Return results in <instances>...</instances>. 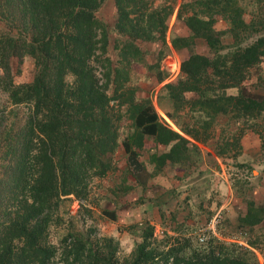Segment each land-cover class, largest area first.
<instances>
[{
  "label": "trees",
  "instance_id": "obj_1",
  "mask_svg": "<svg viewBox=\"0 0 264 264\" xmlns=\"http://www.w3.org/2000/svg\"><path fill=\"white\" fill-rule=\"evenodd\" d=\"M101 1L0 0V92H6L10 103L25 106L10 123L0 115V264H59L58 260L66 264H259L250 250L239 246L235 251L230 243L214 241L216 237L209 229L201 233L202 239L188 234L173 237L161 230L175 241H170L166 249H146L152 223L145 217L140 222L144 224L140 241L122 261L107 244L93 247L86 237H79L80 232L76 235L67 230L60 241L68 237L72 241L60 246L48 239L52 217L54 221L60 218L54 215H58L62 202L70 199L67 195L77 202L85 200L93 182L114 169L112 151L124 119L122 113L135 127L121 141L133 171L141 170L142 163L130 147L131 140L140 147L142 136L149 134L155 142L167 146L159 153L148 154L154 162L149 176L166 162L177 163L186 171L197 168L200 152L195 142H209L219 156L226 155L224 147L216 151L217 144L209 140L207 128L212 119L177 124L171 106L178 109L182 99L190 112L207 118L228 114L236 121L245 120L238 136L253 133L258 138L260 156L264 154V94L254 96L237 88L249 68L264 57V31L256 27L258 21H245L235 0H222V7L216 1L229 23L226 29L216 30L206 19L186 17L192 36L201 37L212 54L190 50L180 59L177 79L164 84V95L171 105L165 112L174 119V130L158 121L149 97L142 98L143 102L136 100L128 84L130 73L135 71L132 64L145 62L138 60L144 54L139 40H164V19L170 8L148 9L146 0H112V29L118 37L110 38V42L107 24L95 15ZM256 3L264 12V0ZM161 11L163 16L159 15ZM225 31L233 39L229 45L220 40ZM247 35L250 39L243 41ZM170 41L174 47L189 44L182 37ZM109 42L113 53L108 52ZM25 57L32 62V73L26 81L15 80ZM146 67L154 70L157 79L164 78L157 63ZM229 87L237 89L227 92ZM237 152L238 147L229 157ZM242 162L235 160L234 164L239 168ZM231 186L233 196H239L240 190L235 192V187L240 189V185L235 179ZM248 186L252 187L249 182ZM202 197L198 191L192 202L199 205ZM246 198L245 211L239 217L242 224L238 226L251 231L262 219L264 205L260 202L254 207L249 191ZM188 207L185 200L183 223H166L176 234L189 223ZM170 219H175L174 213ZM205 222L193 217V230ZM219 223V219L214 223L218 231ZM187 227L190 229L189 224ZM248 244L258 249L253 239ZM261 246L263 250L258 251L264 259V244Z\"/></svg>",
  "mask_w": 264,
  "mask_h": 264
},
{
  "label": "rangeland",
  "instance_id": "obj_2",
  "mask_svg": "<svg viewBox=\"0 0 264 264\" xmlns=\"http://www.w3.org/2000/svg\"><path fill=\"white\" fill-rule=\"evenodd\" d=\"M216 1L217 0H146L148 9L160 7L161 10L170 8V11L164 19L165 28L163 41L139 40L140 44L144 48V54L141 58L139 57L138 60H144L145 62L144 64L135 62L132 65L135 64V70L138 68L146 69L144 74L147 79H144L138 83L134 73H130L128 84L134 91V97L136 100L143 102L142 98L148 99L149 97L151 103L154 102L153 104L156 105L159 114L162 113V111L165 112L162 107L163 104L168 105V99L164 95L166 93L164 84L168 81L164 80L163 78L160 80L157 79L154 70L152 68L147 69L146 67L148 63H157L158 69H160L159 63L162 57V52H167L171 48L177 54L179 59L186 55L190 50L205 53L208 56L212 54L211 50L207 47L201 37L192 36L193 32L185 20L186 17L192 15L199 17L202 20H208L210 25L216 30L226 29L229 23L224 17V14L218 10ZM235 1L242 8V18L245 21H258L256 27H263L261 31H264V12L262 11V7L261 11L257 9L256 2L258 0ZM218 3L221 6L222 0H218ZM225 13L227 14V12ZM95 15L107 24L109 40L110 38L112 39L118 37L116 32L112 29V24L115 18V10L112 0H102L99 7L95 10ZM159 15L163 16L164 14L161 11ZM260 22L262 25L259 24ZM243 35L246 36L245 33H243ZM172 37L185 38L189 44L186 46L182 45L174 47L170 41ZM248 39H250V36L244 38L243 41H247ZM220 40L223 44L229 45L233 39H231L229 32L225 31L220 36ZM110 42L107 45L108 52L113 53ZM32 68L33 65L31 60L27 57L23 58L20 71L17 73L15 80H28L30 74L32 73ZM237 88L241 92L245 91L246 93L253 94L254 96L264 94V57L261 59L258 65L251 66L249 68L247 75L240 81V83L237 85ZM237 88L229 87L226 89V91L233 92ZM0 96H2L4 99L0 101V115L2 116L3 114L4 120L6 119V121L10 123L16 116L21 115V111L25 108V106L23 104L14 105L10 103L9 100H6L8 98L5 91L0 92ZM157 98H159L158 102L160 104L157 103ZM182 103L183 104L175 110H173L172 106L170 105L173 118L176 119L177 124H189L192 122L198 124L203 119L206 121H211L212 119L213 121H211V125L207 128V131L210 133L209 140H212L217 144L216 151L222 150L224 147L223 150L226 154L224 156V162L230 161V153H232V150L236 152L238 147V152L235 155V159L245 162L239 164V170L234 169L233 171H235L238 175V178H235V184L240 185V189L235 187V192L240 190L238 194H240L241 197L237 194L231 196V191L230 188L227 187L228 182L226 180L223 187L219 186V191L213 190V188H210L208 191H203V197L199 202V205L192 202L191 207H188L190 209L191 216L190 219L188 217L190 221L187 224L190 225V229H188L187 224H184L179 228V232L176 234L174 233L175 230L171 229L167 224H165L164 227H159L152 223L150 224L151 233L150 235L148 234L146 236V240L148 241L146 249H166L167 246H169V242L172 240L175 241V238H167L165 234L172 235L173 237H179L182 234H188L192 237L201 235L202 232H204L206 229H209L208 224L211 220L218 222L219 219V227L221 229L218 231L217 228H215L214 232L209 229L211 234L216 237L214 241L217 242L223 240L225 243H230L229 247L235 251L239 249V246H242L253 253L259 264H264V259L258 251L259 249H262L261 244H264V230H260V228H258L259 223L257 224V228L253 227L254 230L251 231L242 228L241 225L238 226L239 224H242V221H239V217L244 213L245 205H247V192L249 191L250 195L254 198L256 205L254 207L256 208L261 202V199L264 197V186L259 182V180L261 181L260 175L264 171V154L261 156L259 154L257 136L256 140L252 139L247 143H244L245 141L242 140L238 145V131L243 127L245 120L236 121L234 117L228 114L207 118L200 113L190 112L184 103V99H182ZM122 115L124 116L125 124L128 127V119L123 113ZM189 115H192V117L190 118ZM168 118L174 123L173 118L169 116ZM258 119L259 118L256 120ZM243 136L244 135L240 137ZM144 142L147 145H151V141L148 139H145ZM121 160H123L122 157H118V163L116 162L117 166H115V168H119L122 173H128V170L124 167L123 161ZM110 171H108L107 174H110ZM231 171V168H229L228 174L231 175ZM248 171H250V173L253 175L256 171L258 172V175L253 177V181L256 182V187L252 186L250 188V186H248V181H250ZM92 185L93 187L95 185L94 188L91 187V189H95V194L92 195V192L89 191L87 193L86 199L81 202H77V199L71 194L67 195L70 197V199L64 200L58 210V215H54L60 216V218L57 221H54L52 217L48 228V239L55 242L57 246H60L63 242L69 243L72 241L70 237L66 238L65 241H60L61 235L67 230L73 231L76 233V235L78 232H80V236H78L81 238L86 237L91 242L93 247L96 244H98L99 247H103L104 244H107V248L112 249L114 256L117 257L118 261H122L123 258H128L129 255L135 250L134 248L136 246V242L140 241L142 237L141 229H143L144 224H140V222L144 220V214L139 213L130 223L123 221V219L117 218L118 207L113 204L112 200L107 199L108 196L106 198L103 197L104 193L100 194L96 191L99 186L102 187L100 180L96 181L95 183L93 182ZM206 202L207 204H205ZM203 204L205 205L202 206ZM219 204L221 205L219 206ZM193 217L195 220L206 219V222L204 225L198 226L195 230H193V227H195L193 223ZM167 223L170 224V222ZM161 230H166L167 232L164 234ZM253 236H255V238H252ZM165 239L168 241L165 242ZM250 239H253V241L258 243V249L248 244ZM178 241L183 242L180 238H178ZM197 241L200 240L198 239ZM189 242L194 243L193 241ZM184 248H187V246L185 245ZM60 250L61 249H59L58 256L61 257L62 252H60ZM67 257L70 259L71 255H68ZM58 261H61L59 264H66V262L63 260Z\"/></svg>",
  "mask_w": 264,
  "mask_h": 264
},
{
  "label": "crops",
  "instance_id": "obj_3",
  "mask_svg": "<svg viewBox=\"0 0 264 264\" xmlns=\"http://www.w3.org/2000/svg\"><path fill=\"white\" fill-rule=\"evenodd\" d=\"M144 71H146V69L138 68L132 72L138 83L147 79ZM162 108L164 111H169L170 105L163 104ZM162 114L168 118L165 112L162 111ZM157 115L158 121L163 123V118L158 111ZM130 122L131 120H128L129 126L127 127L124 119L120 121V126L118 128L119 134L116 140L117 144L112 151L113 164L117 166L116 162L118 163V157H122L123 160L121 161H123V165L128 170V173H122L119 168L117 169L114 167V169L110 171V174L100 179L102 187L99 186L96 190L100 194L104 193L103 197L106 198L108 196L107 199L112 200L113 204L118 207L117 218L130 223L139 213H142L149 223H154L159 227H164L167 222H170L171 225H176L179 220L181 223L185 221V219L181 217V215L186 212L184 208L185 200L188 201L191 207L192 199L195 198V194L198 191L203 192L202 189L208 191L210 188L219 191V186L223 187L226 180L228 182L227 187L230 188L231 196H233L234 190L231 183L235 179L234 175L238 177L236 172L233 171L234 169L239 170L234 164L237 159H235V157H229L230 161L224 162L225 158L219 156L213 149L211 143L208 142H195L199 148L200 157L199 166L194 170L186 171L187 168H183L177 163L166 162L161 166L160 170L154 172L152 176H149V172L153 169L154 162L149 160L148 154L152 152L159 153L165 150L167 146L155 142L151 135L144 134L140 147H137L133 143V140H131L130 143V147L137 152V160L142 163L141 170L133 171L128 164L127 153L121 144L122 139L128 138L135 129ZM171 123L172 125L169 127L177 130L175 124L173 122ZM145 139L150 140L151 145L145 144ZM252 139L256 140V136L253 133H247L239 138V143L242 140L245 141L244 143H247ZM229 168L232 170L231 176L228 174ZM257 175V171L254 175L249 173L250 181L248 182L251 186L256 187V182L253 181V177ZM260 176L261 181L259 180V182L264 186V171ZM91 187H93V185ZM94 191L95 189H91L90 192H92V195L95 194ZM186 195H189L190 198H186ZM261 202L264 205V197L261 199ZM220 205L221 204H219V206ZM171 213L175 214L174 220L170 219ZM257 224L253 227L257 228ZM254 228H252V230H254ZM258 228L264 230V213L258 224Z\"/></svg>",
  "mask_w": 264,
  "mask_h": 264
},
{
  "label": "built area",
  "instance_id": "obj_4",
  "mask_svg": "<svg viewBox=\"0 0 264 264\" xmlns=\"http://www.w3.org/2000/svg\"><path fill=\"white\" fill-rule=\"evenodd\" d=\"M179 63H180L179 57L171 48L162 55L160 63H159V68L163 70L164 72V78H163L164 80L170 81L179 76L180 74ZM160 116L163 118L164 124L168 126L172 125L171 121L164 114L160 113ZM214 223H215V220L214 221L211 220L210 223L208 224V228L212 232H214V229H215ZM203 237H204L203 235H199L198 238L202 239Z\"/></svg>",
  "mask_w": 264,
  "mask_h": 264
}]
</instances>
